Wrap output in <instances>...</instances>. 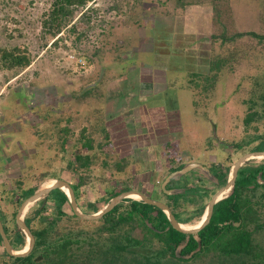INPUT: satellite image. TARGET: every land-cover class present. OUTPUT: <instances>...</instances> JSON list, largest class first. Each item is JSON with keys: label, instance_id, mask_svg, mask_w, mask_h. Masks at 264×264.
Wrapping results in <instances>:
<instances>
[{"label": "trees", "instance_id": "16d2710c", "mask_svg": "<svg viewBox=\"0 0 264 264\" xmlns=\"http://www.w3.org/2000/svg\"><path fill=\"white\" fill-rule=\"evenodd\" d=\"M94 1L50 0V8L42 15L40 21L43 32L50 38L54 37L65 29L67 25L65 19H71L76 13H80L79 17L68 32H76L82 22L87 23L86 27L89 28V24L94 20L99 21L100 10L92 8V5L88 6ZM230 1L174 0V9L179 10V13H167V15L173 19L177 18L183 15L187 8L204 2L212 6L214 14L223 10L228 13ZM253 1L257 7L264 9V0ZM138 7H141L139 3ZM217 26L220 32L211 37V45L215 46L214 50L218 43L224 48L221 53H214L210 57L209 74L193 73L192 79L188 82L189 87H185L178 80L181 76L177 71L167 79L172 81L167 83V86L169 89L184 90L190 94L193 116L206 117L211 132L217 121L213 117L219 113L218 110L213 109L217 84L227 80L226 75H234L235 71L242 67L244 74H239L242 78L238 82H233L235 78L227 80V86L231 87V97L228 100L238 108L232 111L228 121L224 122L231 126L228 132L230 137L221 139L222 148L231 147V154H225L222 161L214 162L209 168L217 180L218 185L214 187L220 188L226 184L229 168L240 156L264 150V73L261 75L258 71L264 68V56H261L264 55V34L254 31L234 33L227 29L222 19ZM244 35L248 36L246 38L248 49L241 51L242 48L239 46L245 43L241 42ZM8 36L11 37L10 34ZM232 45L236 48L232 49ZM124 48L125 45H121L116 51H123ZM173 50L164 51L169 57L171 56L170 59H179L177 55H170ZM77 58L84 59L82 56ZM31 63L32 56L26 48L20 46L0 48L1 68L20 72ZM129 65L119 60L113 69L119 72V77L127 78L132 73L135 80L132 90H135L137 88L135 85L139 84V73L136 72L137 68L132 72L127 71ZM110 77L108 79L103 75L98 85L86 89L81 96L77 93L73 94L67 102V109L75 108V118L79 116L81 119V123L75 126H80V132L76 139L71 141L73 151L69 155L66 152V144L69 140L68 135L74 136V128L68 126L73 121V112L65 119H56L57 123L63 121L66 123L59 127L52 139L50 135L41 137L39 128L32 129L33 136L41 139L28 149L24 145V165L27 170L25 177L42 181L46 178L59 179L65 172L68 173L71 176L68 183L79 204L83 199V188L94 191L95 180L103 184H114L107 191L99 192L101 196L96 200L87 199L85 207L79 205L83 213L90 214L100 210L96 206L98 202H107L116 196L117 194L113 193L116 188L122 187V191L132 189L133 178L141 175L138 179L141 181L143 178V182L138 183L139 190L145 196L165 203L179 223H190L201 217L206 201L215 191L205 186L201 179L193 183L192 178L184 175L171 180L166 190L179 189L180 192L174 195H167L160 188L161 183L170 173L182 169L186 163L184 159L176 160L177 156L166 152V150L170 151L171 147L176 152L174 146L169 144L163 147L161 164L154 162L158 166L150 177L145 176V173L153 171V168L141 170L138 168L142 163L140 160H131V155L119 157L105 152L106 146L111 145L112 142L106 125L111 118V116L106 117L109 113L106 103L112 106L113 101L110 99L105 101L108 97L105 86L109 80L115 78L111 74ZM181 81H184V77ZM123 87L129 86L122 85V89ZM99 89L102 91L99 92ZM91 96L94 99L92 105L85 101L93 100ZM198 148L202 153L218 154L217 147L212 146V143ZM192 149L194 148L190 147L191 155ZM39 153L42 155L39 156ZM54 159L59 163L57 168L53 167ZM222 166H225L224 171ZM96 168L108 171L111 178H105L101 170V175L96 176ZM116 174L121 176L116 177ZM24 179L17 181V190L23 191L21 195L8 192L7 195L2 193L0 196V203L5 202L4 205L7 206L5 208L11 207L9 211L7 209L0 211V221L10 222L13 228L21 201L36 190V188L23 189L28 180ZM259 180H264V160L257 166L241 167L230 195L214 205L209 224L195 236L176 231L159 209L131 199L121 202L98 221H88L73 214L68 215L62 211L64 205L69 206L66 194L54 190L44 200V204L35 205L36 207L30 208L26 213L25 224L35 240L31 253L23 258H15L3 252L0 255V264H264V184L260 185ZM144 182L152 184L153 196L146 194ZM259 189L261 192L257 193ZM49 204L54 207V212L46 215V206ZM4 230L5 233L8 232V225H5ZM136 232L140 237L134 235ZM8 238L11 246L17 251L25 246L26 238L21 232L16 231ZM0 243L2 244L1 237Z\"/></svg>", "mask_w": 264, "mask_h": 264}, {"label": "rangeland", "instance_id": "374dc122", "mask_svg": "<svg viewBox=\"0 0 264 264\" xmlns=\"http://www.w3.org/2000/svg\"><path fill=\"white\" fill-rule=\"evenodd\" d=\"M138 3L141 7H138ZM89 5H92V8L100 10L98 14L99 21L94 20L92 24H89V28L86 27L87 23L82 22L77 29L78 32L70 33L68 29H70L80 14L76 13L71 16V19H65L67 25L64 30L50 38L48 34L43 32L40 25L42 15L46 14L50 8V0H0V48L20 46L21 48H26L32 56L31 65L20 72L0 67V124L4 125V123H7L10 127L6 126L4 128L9 127L12 131H16L18 129L16 122L20 121L18 125L24 137L18 139V141L20 143L23 141L27 149L32 147L34 142L40 141L41 139L33 136L31 132L33 128H39L41 137L42 135H50V139H52L58 132L59 127L66 123L65 121L57 123L56 119H65L73 112V121L68 126L74 128V136L68 135L69 140L66 144V152L69 155L73 151L71 141H74L80 132V126H75L81 123V119L79 116L75 118V108H70L71 110L67 109V102L72 98L73 94L77 93L81 96L86 89L98 85L103 79V75L107 76L108 79L111 78L110 74L115 78L114 80H109L107 85L108 93H106L109 94L112 91L110 93L111 96L116 93L117 96L120 95L123 98L125 91H129V88L132 89L134 78L132 73L127 78L125 76L119 77V72L113 69L115 63L119 62V60L124 63H128V60L132 62L127 71L132 72L137 68L136 72L139 73L138 77L140 78L139 86H142L146 94L145 96L148 97L152 95L151 92L161 91L164 88L162 81L159 79L155 84L145 82L148 80V77L144 71L146 67L149 68L150 66L147 59L149 57L148 51L151 50L153 55L154 52L157 54L161 48V51L174 49L170 55H177L179 59H170L169 69L168 71L166 70V74L174 75L173 73L179 71L181 77L178 80L185 87H189L188 82L192 79V74L208 75V61L210 57L214 53H221L224 48L218 43L214 50L215 46L211 45V37L220 32L217 26L219 20L222 19L227 29L234 31V33L254 31L259 34H264V9L262 10L260 7H257L253 0H231L228 13L225 12L226 10H223L218 14H214L212 6L204 2L187 8L183 15H179V17L174 19L167 15V13H179V10L174 9V0H95L94 3H89ZM81 27L84 28L82 29ZM9 34L11 35L10 38L8 36ZM247 37L244 35L243 40L241 39L242 43L243 41L245 42L243 46H239L242 48L241 51L248 49L246 45ZM121 45H125V48L123 51L117 52L116 49ZM234 48L236 47L232 45V49ZM127 51H130L129 55H127ZM77 56L84 57L85 60H82L86 61L82 68L77 63L79 59ZM261 56L264 55L262 54ZM155 62V69L157 66L162 68L163 65H160V61L156 60ZM241 68L239 67L238 69L240 70L235 71L234 75H226L227 78L229 80L235 78L233 82H238L242 78L239 74H244ZM258 71L263 75L264 68ZM158 76L161 77L155 73L154 77ZM183 77L184 81H181ZM227 80L217 84L213 109L218 110L219 113L213 117L217 121L216 126L212 128L211 132L209 126H207L209 123L206 117L195 118L193 116L191 107L192 97L184 90H180L178 94L180 95L179 108L172 109V111L167 110V112L172 113L168 118L164 115L167 112L164 110V113H162V110H159V108L151 112L146 111L148 118H151L150 120L154 126H151V129L154 130L153 133L157 134L161 130V136H164L162 138L163 141L164 139L170 140L177 137L178 142L176 145H180L181 147L176 148V152L172 147L169 149L170 151L166 150L168 154L177 156L176 160L182 158L203 161L205 164L203 166L209 169L214 162L222 161L225 154H231V147L229 149L222 148L223 142L221 139L230 137L228 132L231 126L224 124V122L226 120L228 121V117L232 111L238 108H236L233 102L228 100L231 97V87L227 86ZM121 84L128 85L129 87H123L122 89ZM155 85L158 88L153 90ZM100 91L102 90L99 89ZM139 92L140 90L137 91V94L143 97L142 93ZM172 94L173 90L164 92V96L167 99L171 98ZM91 98L93 99V96ZM153 98L156 101L160 100L158 95ZM85 101L88 104H94V99ZM118 101L112 102V106L110 103H106L108 109L111 110L110 113H112V117L106 123L112 137V142L111 145L106 146L105 152L110 155L116 154L115 156L119 157L131 155V160L144 159L145 161H142L138 168L144 171L153 168V171L148 174L147 172L145 173V176L150 177L158 165L156 163L152 164V161L148 159L146 160L143 152L136 154L134 152L135 148L130 146V143L133 142V140L131 141L132 137L127 136L124 129L126 123H128V118L129 120L132 119L126 113L129 110V106L123 105L122 107L121 102L123 101ZM167 102L169 105L176 103L173 99ZM118 107L121 108L120 111L116 109ZM153 107H157V105ZM114 111L119 113V115L115 116ZM2 118L10 121L4 122ZM131 122L135 124V120L129 122L134 125ZM14 123L16 124L13 125ZM156 128L158 130L157 132ZM238 128L240 129V127ZM14 139L17 138L15 137ZM209 142L212 143V146L217 147L216 151L218 154L214 152L202 153L200 148H198L201 145H209ZM190 147L194 148L191 150L193 156L190 154ZM138 149L136 148V150ZM77 150L79 151L80 149ZM145 150V152L148 151L147 148ZM38 151L40 150L38 149ZM159 152L163 154L162 148ZM41 153H39V156L42 155ZM52 161L54 162L53 167L57 168L59 166L57 159ZM262 161L251 159L246 161L242 167L257 166ZM231 167L229 168L230 170ZM222 168L224 171L225 166H222ZM100 170L96 168V176L101 175L102 171L105 178H111L108 171ZM194 175H200V177L191 179V182L195 183L197 179H201L205 186L215 190L214 193L219 189L214 187L218 185L217 182L207 180L200 170H194ZM25 176L27 174L24 175L23 179H28L23 187L25 190L28 188L37 189L44 182L52 179L46 178L38 181ZM115 176L119 177L121 175L116 174ZM138 178H133L132 187L138 185L139 182H143V178H141V181ZM59 179L68 182L71 176L65 172ZM94 183V191L86 187L83 188L84 195L80 201L82 207L87 205V199H89L88 201L96 200L101 196L99 192H105L109 187L114 185L110 183L103 184L99 180H95ZM259 184L263 185L264 180H259ZM144 186L150 188L152 184L144 182ZM122 189V187L116 188L113 193L118 194L122 192ZM260 192V189L257 190V193ZM146 194L153 196L152 191L146 192ZM131 200L135 199L131 198ZM209 200L210 198L206 201L205 208ZM107 202L100 201L96 206L100 209ZM41 203L44 204L43 200H41ZM77 203L80 205L79 202ZM46 207V215L54 212V207L51 204ZM6 209L9 211L8 208ZM62 211L68 215H72V211L68 205H64ZM201 217L192 220L189 224L197 223ZM8 219L10 220V218ZM7 223L8 236L11 237L18 230L13 228L10 222L7 221ZM134 235L140 237L138 232ZM22 250L20 249L19 251ZM3 252L4 250L0 244V255Z\"/></svg>", "mask_w": 264, "mask_h": 264}, {"label": "crops", "instance_id": "0c3cea01", "mask_svg": "<svg viewBox=\"0 0 264 264\" xmlns=\"http://www.w3.org/2000/svg\"><path fill=\"white\" fill-rule=\"evenodd\" d=\"M148 52H149V54H148L149 57H147V59H148V64L150 66H149V68L146 67V69L144 71L148 77V80L145 82L149 83V84L150 83L155 84V83H157V81L159 79L162 81V84L164 86L163 90H161V91L157 90V91L151 92L152 95L147 97V96H145L146 94H145V91L142 89V86L141 87L139 86L140 85V78H138L139 84L135 85V86H137V88L135 90H132L131 88H129V92L125 91V92H127L126 94H129L130 96L126 95L125 93L123 94L124 99L120 95L117 96L116 93H114L113 96H111L110 95V93L112 92L111 91L108 94L106 101L108 99L112 100L113 102L118 101V100H122L123 101V102H121L122 107H123V105L129 106V110L126 113L128 114L129 117L131 116L132 119L129 120V118H128V123H126V126L124 127V129H125V133L127 134V136L132 137L131 141L133 140V142L130 143V146L135 148L134 152L136 154L139 152H143V155L146 157V160L148 159V160L152 161V164L154 162H157V164H161L162 159H161V152H159L160 149L162 148V150H163V147H165V145L166 146H169V144H171L172 146L176 145L178 142V139H177V137H175V138L173 137L174 139H170V140L164 139V141H163L162 138H164V136L163 137L161 136V130L159 132L160 134L157 132L158 131L157 128H156L157 134L153 133L154 130L151 129V126L152 127H154V126L150 120L151 118H148L146 111L151 112V111H153V110L155 111V110H157V108H159V110H162V113H164V110L167 112V110L172 111V109H178L179 108L180 95H178L179 91H177L175 88L169 89L168 86L165 88L167 83L172 82L171 80H167L168 78H171V75L166 74V72L169 69V62H170L171 56L170 57L168 56V60H167V53H165V51H161V49L159 52H157V54H155V52H154L153 55H152L151 50ZM126 53H127V55H129L130 51H127ZM158 55H159V58H158ZM130 59H132V58H130ZM156 60L161 62L160 65H163L162 68L160 66H157L156 69L154 68V66H156V64H155ZM127 62H128V64L132 63L129 60ZM129 67H130V65H129ZM155 73L159 74L161 77H159V76L154 77ZM151 75H154V76H151ZM155 88H158V86L155 85L153 87V90ZM105 90L108 91L107 86H106ZM138 90H140L139 93H142L143 97L140 96L139 94H137ZM167 90H173L172 97L168 98V99L165 98V96H164V92ZM157 95H158L160 100L156 101L153 97H156ZM144 97H146V98H144ZM170 99L175 100L176 103H171L169 105L167 101ZM154 105H157V107H153ZM174 105H176V106H174ZM119 106H120V104H119ZM133 106H135V107L132 109ZM147 107H148V109H147ZM151 107H153V108H151ZM116 109L120 111L121 108L118 107ZM110 112H111V110H109V113L106 114V117H109V116L112 117V113H110ZM114 113H115V116L119 115V113H117L116 111H114ZM170 114H172V113L167 112V114H164V115L168 118L170 116ZM2 119L4 120V122L10 121V120H6V118L5 119L2 118ZM131 120H135V124L133 122H131L134 125L129 123ZM16 123H17V127H18V129L16 131H12L11 129H9L10 126L7 123H4V125L0 124V196L2 193H4V195H7L8 192H12V193L15 192L17 195H21V193H23V191L17 190V181L22 180L24 175L27 174V172H26L27 170H26L25 165H24L25 151L23 149H24L25 144L23 143V141L21 143H20V141H18V139H20L24 136L22 135L23 134L22 130L20 129V127L18 125V123H20V121L16 122ZM16 123H14L13 125H15ZM6 126H9V127L4 128ZM13 128H14V126H13ZM10 130H11V132H9ZM165 133H166V130H165ZM15 137L17 139H14ZM174 147L178 148L177 145ZM136 148H139V149L136 150ZM146 148L148 149L147 152H145ZM184 160L186 161L185 165L188 163H200L202 165H205L203 161H199V160H194V159L192 161H189L187 159H184ZM140 161L142 162L145 160L142 159ZM195 170H197V169H195ZM193 174H194V170L187 173L186 176L189 178H192V179L193 178L195 179L196 177L197 178L200 177V175H194L193 176ZM135 177H141V175H137ZM132 189L143 193L142 191L139 190L138 185H135V187H133ZM152 190H153V187H150V188L146 187L147 192H150ZM8 196H10V194ZM130 198H132V197H130ZM4 204H5V202H3V201L0 203V211L1 212H3L4 209H6L5 207H7ZM34 204H33V206H34ZM32 207H30V208H32ZM10 208H8V209L10 210ZM30 208H28V210H30ZM28 210L26 211V213L28 212ZM24 219H25V217H24ZM1 223L3 226L5 223H6L5 224L6 226L8 224L7 221H1ZM5 234L8 238L9 237L8 232ZM8 240H9V238H8Z\"/></svg>", "mask_w": 264, "mask_h": 264}, {"label": "water", "instance_id": "95a60500", "mask_svg": "<svg viewBox=\"0 0 264 264\" xmlns=\"http://www.w3.org/2000/svg\"><path fill=\"white\" fill-rule=\"evenodd\" d=\"M259 157H261V159H258ZM251 159L264 160V150L244 154L232 165L231 170L228 174V179H227L226 184L224 186H222L221 188H219L212 195V197L210 198L209 202L207 203V206H206V208L203 212V215L200 219L199 227L194 228L193 230L183 229L181 223H179L175 219L174 215L171 213V210L169 209V207L166 204H164L161 201L151 199V198L145 196L143 193H141L137 190H134V189H131L128 191H122V192L118 193L116 196L112 197L109 200V202H107L104 206H102V208H100V210H98L96 213L85 214V213H83V211L80 209L79 205L77 204L74 191L71 188L70 184L67 181L62 180V179H50L47 182H44L43 185L38 187L32 195H30L29 197L24 199L21 202L19 209L16 213L15 223H16L17 229L20 232H22L24 234V236L26 237V243H27L26 251L24 253H20V251L15 250L11 246V244H10L6 234H5L4 227L0 221V237L2 239V248L7 255H9L11 257H15V258H23V257L28 256L31 253V251L34 247L35 240H34L32 233L30 232L29 228L27 227V225L24 222V215H25L26 211L28 210V208H30L34 203H36L39 200L44 201L46 199V197L54 190H60L66 194V196L68 198L69 208L71 209L73 215H75L76 217H79L81 219L88 220V221H98L105 214L112 211L121 202L125 201L126 199H131L130 198L131 195H136L138 197V199L136 201H140L146 205L155 207V208L159 209L160 211H162V213H164L166 215L171 226L176 231H178L180 233L195 236L200 230H202L204 227H206L209 224L211 217H212V214H213L214 205L217 202H219L220 200H222V199H224L230 195V193L234 187L238 171L240 170V168L243 166V164L246 161H249ZM195 169L200 170L202 175L207 180L212 181V182H214V181L217 182V180L213 177V175L211 174L210 170L207 167L203 166L200 163H188V164L184 165L182 169L170 173L164 179V181L161 183V186H160L161 190L167 195H174V194L180 192L179 190H166L167 184L171 180L182 177V176L186 175L187 173H189ZM258 178H260V177H258ZM226 191L228 192V194H224ZM26 208H27V210L24 212V210ZM25 246H26V244H25Z\"/></svg>", "mask_w": 264, "mask_h": 264}, {"label": "bare ground", "instance_id": "6f19581e", "mask_svg": "<svg viewBox=\"0 0 264 264\" xmlns=\"http://www.w3.org/2000/svg\"><path fill=\"white\" fill-rule=\"evenodd\" d=\"M258 159H261V157H259ZM228 192L226 191L224 194H227ZM130 197H132L133 199H135V200H137L138 199V197L136 196V195H131ZM27 210V208L24 210V212ZM181 225H182V228L183 229H186V230H193L194 228H197V227H199V225H200V221H198L197 223H195V224H189V223H186V224H182L181 223ZM26 249H27V243H26V247L22 250V251H20V253H24L25 251H26Z\"/></svg>", "mask_w": 264, "mask_h": 264}, {"label": "flooded vegetation", "instance_id": "af4514ba", "mask_svg": "<svg viewBox=\"0 0 264 264\" xmlns=\"http://www.w3.org/2000/svg\"><path fill=\"white\" fill-rule=\"evenodd\" d=\"M44 202V201H43ZM21 204V203H20ZM41 204H43V203H41V200H39V201H37L36 202V204L35 205H41ZM20 206V205H19ZM18 209H19V207H18ZM18 211V210H17ZM17 213V212H16ZM15 217H16V215H15ZM24 222H25V220H24ZM6 224V223H5ZM5 224H4V226L3 227H5ZM14 224H15V228L17 229V226H16V223H15V218H14ZM18 230V229H17ZM5 231V230H4ZM17 232H20L19 230L17 231ZM22 233V232H21ZM2 245V244H1Z\"/></svg>", "mask_w": 264, "mask_h": 264}, {"label": "built area", "instance_id": "2783aa9c", "mask_svg": "<svg viewBox=\"0 0 264 264\" xmlns=\"http://www.w3.org/2000/svg\"><path fill=\"white\" fill-rule=\"evenodd\" d=\"M85 62L86 61H84L82 59H78V61H77V63L80 65L81 68L85 65Z\"/></svg>", "mask_w": 264, "mask_h": 264}, {"label": "clouds", "instance_id": "9594fccd", "mask_svg": "<svg viewBox=\"0 0 264 264\" xmlns=\"http://www.w3.org/2000/svg\"><path fill=\"white\" fill-rule=\"evenodd\" d=\"M77 202V201H76ZM78 204V203H77ZM26 238V237H25ZM26 244V243H25Z\"/></svg>", "mask_w": 264, "mask_h": 264}]
</instances>
